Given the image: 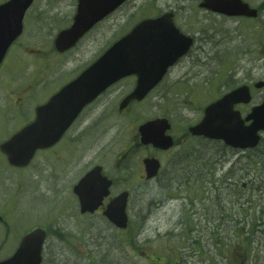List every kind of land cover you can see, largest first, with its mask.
Returning <instances> with one entry per match:
<instances>
[{
    "label": "rangeland",
    "instance_id": "obj_1",
    "mask_svg": "<svg viewBox=\"0 0 264 264\" xmlns=\"http://www.w3.org/2000/svg\"><path fill=\"white\" fill-rule=\"evenodd\" d=\"M72 1L36 0L28 11L23 34L0 67V143L140 20L172 12L177 28L194 44L125 115L116 108L135 80L130 77L111 87L82 117V127H88L84 140L38 155L23 172L8 166L0 154V212L6 221L0 225V260L14 252L27 231L42 226L48 234L42 264H158L149 259L155 251L163 257L181 256L183 264H223L218 261L229 258L230 264H264V132L257 148L245 151L224 150L221 142L185 140V156L193 158L186 168L196 170L190 177H202L205 187L202 194L201 182L197 186L203 199L195 200L192 208L186 189L167 193L140 181L143 151L137 148L116 160L132 148L137 127L145 121L165 117L174 129L186 131L200 121L206 105L241 85L252 90L251 103L236 107L241 115L262 101L264 91L253 85L264 80V0H243L257 10L255 18L217 14L199 8L201 0H128L75 48L58 55L52 42L70 24ZM170 158L163 160L164 168ZM94 165L115 180L112 195L129 190L125 231L78 216L71 188ZM209 167L215 169L213 185L203 181L210 177ZM191 209L196 213V220L190 217L192 228L186 222ZM193 227L196 233L189 232ZM218 239L232 252L218 249Z\"/></svg>",
    "mask_w": 264,
    "mask_h": 264
},
{
    "label": "water",
    "instance_id": "obj_2",
    "mask_svg": "<svg viewBox=\"0 0 264 264\" xmlns=\"http://www.w3.org/2000/svg\"><path fill=\"white\" fill-rule=\"evenodd\" d=\"M33 1L7 0L0 4V64L10 45L21 34L24 15ZM126 1L77 0L72 24L61 30L53 41L55 50L62 53L75 46L95 24ZM198 6L228 17H257V10L242 0H201ZM192 45L193 39L175 26L172 13L141 20L45 104L37 106L33 121L1 143L0 151L9 165L26 166L35 151L54 145L86 105L123 78L135 76L136 83L121 101L119 110L131 101L143 100ZM254 88L264 90V81L255 83ZM250 101V88L239 86L207 105L200 122L189 127L188 132L193 136L222 141L233 149H253L264 131V98L245 117L235 109L236 105H246ZM168 128V121L164 118L141 124L138 127L140 144L161 150L170 148L173 141L165 135ZM143 165L146 179L157 174V159L146 158ZM110 186L111 181L102 175V168H92L74 187L80 212L97 210L109 195ZM127 200L128 192H121L103 211V215L118 229L127 226ZM45 239L44 229H33L21 239L14 254L0 264H41Z\"/></svg>",
    "mask_w": 264,
    "mask_h": 264
},
{
    "label": "flooded vegetation",
    "instance_id": "obj_3",
    "mask_svg": "<svg viewBox=\"0 0 264 264\" xmlns=\"http://www.w3.org/2000/svg\"><path fill=\"white\" fill-rule=\"evenodd\" d=\"M73 7H74V13H75V9H76V0H73ZM73 17V16H72ZM72 21V18L70 20V23ZM100 23L96 24L85 36H83L82 39H84L91 31H93ZM19 39V38H18ZM17 39V40H18ZM81 39V40H82ZM15 40V42L17 41ZM80 40V41H81ZM79 41V42H80ZM12 44L10 50L12 49L14 43ZM79 42L75 45V47L79 44ZM73 49V48H72ZM70 49V50H72ZM9 50V51H10ZM70 50L68 51H65L63 53H58V55H62V54H65L67 52H69ZM57 53V52H56ZM134 80H135V77H133ZM123 81V80H122ZM121 82V81H120ZM119 83V82H118ZM135 83V82H134ZM134 86V85H133ZM113 87V86H111ZM110 87V88H111ZM110 88H108L105 92H103L102 94H100L97 98H95V100H93L91 103H89L88 105L85 106V108H83V110L80 112V114L77 116V118L74 120V122L69 126V128L63 133V135L60 137V139L52 146L48 147V148H45V149H41V150H37L33 156V158L30 160V162L24 166V167H13V166H10L11 168H14L16 169V171H19V172H23L25 170H27L31 164L33 163V161L35 160V158L38 156V155H44V154H47V153H50L52 151H54L55 149H57L60 145H64V143L66 142V144H69V142L71 144H73L74 142L77 143V142H80L82 140H84V138L86 137L87 135V128L85 127H82V126H85L86 123H84V120L82 117L84 116V114L86 113V111H90L91 109H93L94 106H96L97 102L103 97V95L108 91L110 90ZM157 88V87H156ZM155 88V89H156ZM60 89V88H59ZM58 89V90H59ZM133 89V88H132ZM131 89V90H132ZM154 89V90H155ZM57 90V91H58ZM131 90L121 99V101L131 92ZM57 91H55L52 95H54ZM52 95H50L49 97H51ZM47 101V100H46ZM45 101V102H46ZM121 101L119 102V104L117 105V108H116V112L117 114L119 115H125L126 112L132 107L133 104H136L138 103L137 101H131L124 109L122 110H119V105L121 103ZM142 102V101H141ZM91 113L93 114L94 111L92 110ZM33 118H34V114H33ZM161 119L165 117H160ZM155 119V118H154ZM167 119V118H166ZM93 121H96V119H93ZM98 121V119H97ZM168 121V124H169V128L166 130L165 134L166 136H170L173 140V146L167 150H161V149H157L155 147H153L152 145H142L140 144V137H139V134L136 130V133L135 135L133 136V139H132V142H131V146L132 148H130V150L128 151V149L122 153L120 155V157L118 159H116L118 162H120L121 160L127 158L129 155H130V151H134L135 149H139L141 151H143V154L139 157L140 159V171H141V175L139 176V179L140 181L144 182V183H147V184H151V185H155L157 186L159 189L163 190V191H167V193H169L168 191L169 190H173L177 193H181L183 192L185 189L186 191L189 190V188L187 187V181L191 182V183H196L198 180V178L195 176L193 178H191L194 174H192L194 172H196V170H190V169H187L188 167L187 166H190L192 164V159L193 158H186L185 156V148H184V142L185 140H187L188 138L189 139H203L201 137H195V136H191L190 134L187 133L188 131V128L183 131H180L179 128L177 129H174V127L172 126L171 122L167 119ZM77 123H81V128H78L76 129V124ZM95 123V122H93ZM139 126V125H138ZM76 127V128H75ZM138 128V127H137ZM61 149H63V147H61ZM66 149V148H65ZM174 149H177L176 153H172V151ZM55 154H53L56 158H57V162H58V158H59V152L55 151L53 152ZM2 155V154H1ZM186 155L189 156L190 153H187L186 152ZM4 157V162L8 165L7 161H6V158L4 155H2ZM171 157V158H170ZM146 158H155L159 161V164H160V168H159V171L158 173L153 177V178H150V179H145V174H144V166H143V160L146 159ZM170 158V160L167 162V167L164 168L163 167V160L164 159H168ZM195 161V160H193ZM117 167L119 164H116ZM9 166V165H8ZM96 166H101V165H94L92 168L96 167ZM102 167V166H101ZM187 167V168H186ZM91 168V169H92ZM91 169H88L86 170L84 173H82L81 177L77 180V182L72 185V188H71V201L76 203V207L78 209V216L80 218H98L100 219L102 222H104L105 224H108V225H111L110 224V221L103 215V211L105 210L106 208V205L110 202V200L112 198H114L116 195H118L119 193L123 192V191H127L129 192L128 189L126 188H121L119 190V192H117V194H114L112 195L111 194V190L115 187V180L113 178H111L109 175H107L105 173V171L103 170V167H102V175L107 177L109 180H111V186H110V194L108 197L104 198L103 201H102V204L98 207V209L92 213V214H88V213H81L80 212V205H79V200L77 198V196L75 195L74 193V187L78 184V182L91 170ZM214 170L213 168H207L206 171L207 173H209L208 175L209 176H214ZM191 176V177H190ZM209 177V179L205 177V181H209V184L210 185H213L215 184L216 182V179L214 177ZM215 181V182H214ZM212 182V183H211ZM215 189V187H214ZM170 198L172 197L175 198V199H180V195H175V194H172V195H169L167 194ZM188 195H190V193L188 192ZM184 198V197H183ZM198 200V199H197ZM129 201V200H128ZM189 206L192 208L195 206V201L194 203H189ZM191 211V212H190ZM190 211H188V215L191 216V218L193 220H196L195 218V211L193 209H191ZM2 213L0 212V216ZM187 215V217H189ZM3 217V220H0V225H5V218L4 216ZM212 221H214V217L211 218ZM215 222V221H214ZM213 222V224H214ZM37 227V226H36ZM36 227H33V228H36ZM129 227V221H128V226L127 228ZM32 228V229H33ZM31 229V230H32ZM29 230V231H31ZM215 230H217V228H215ZM213 229L212 232L215 231ZM29 231H27L25 234H27ZM121 232V231H119ZM197 232V229L195 227V229L193 230V233H196ZM216 232V231H215ZM191 233V232H190ZM217 233V232H216ZM22 238V237H21ZM20 238V239H21ZM20 242V240H19ZM18 242V244H19ZM17 244V246H18ZM226 247L227 249L232 252V249H229L231 246H228L226 244ZM17 248V247H16ZM15 248V250H16ZM14 250V251H15ZM227 250V251H228ZM155 251V250H154ZM228 251V252H229ZM163 255V254H162ZM164 256V255H163ZM163 256H159L158 254H156V251H155V255H152V256H149V259L154 261V262H157L158 264H183L182 262V259H181V256H179V258H176V257H172L170 258L169 256H166L163 257ZM164 262H163V261ZM230 261V258L228 259V262Z\"/></svg>",
    "mask_w": 264,
    "mask_h": 264
},
{
    "label": "trees",
    "instance_id": "obj_4",
    "mask_svg": "<svg viewBox=\"0 0 264 264\" xmlns=\"http://www.w3.org/2000/svg\"><path fill=\"white\" fill-rule=\"evenodd\" d=\"M219 145L222 146L224 150L227 149L223 144H219ZM219 160H221V159L219 158ZM201 179H202V177L198 178L197 179L198 181L196 183H191V182L187 181L186 184H187V187L189 188V190L187 192H189L190 195H191V196L188 195L189 203H192L193 204L195 200H197V199L198 200L203 199V197L201 198V196L197 193L198 192L197 191L198 190L197 186H199L200 184H202V189H203L202 194L204 193L205 187H204L203 182L201 181ZM204 179H205V177H204ZM203 181H205V180H203ZM219 181H221V180H219ZM190 217L191 216L189 215V217H187L188 219H186V222L189 223L188 224L189 227L191 226L190 222H192L191 221L192 219ZM191 228H192V226H191ZM193 228L195 229V227H193ZM194 229H191V231L189 230V232H193ZM218 242H219V247H217L218 249L219 248L220 249H225V251L228 250L227 247H226V245L224 244V241L223 240L218 239ZM215 245H217V244L215 243ZM218 262L223 263V264H230V262H228V261H218Z\"/></svg>",
    "mask_w": 264,
    "mask_h": 264
}]
</instances>
